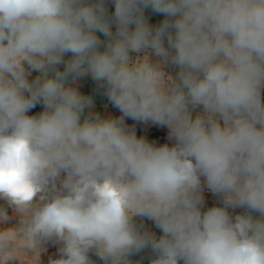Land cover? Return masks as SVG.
<instances>
[{
  "label": "clouds",
  "instance_id": "clouds-1",
  "mask_svg": "<svg viewBox=\"0 0 264 264\" xmlns=\"http://www.w3.org/2000/svg\"><path fill=\"white\" fill-rule=\"evenodd\" d=\"M111 3L0 0V199L19 215L0 253L19 239L37 264L49 241V264H141L146 249L150 264H264V0ZM87 75L120 117L81 119ZM125 117L167 126L174 145ZM205 187L220 204L202 210Z\"/></svg>",
  "mask_w": 264,
  "mask_h": 264
},
{
  "label": "rangeland",
  "instance_id": "rangeland-1",
  "mask_svg": "<svg viewBox=\"0 0 264 264\" xmlns=\"http://www.w3.org/2000/svg\"><path fill=\"white\" fill-rule=\"evenodd\" d=\"M109 13L114 11V6L109 0ZM145 15L148 18V23L152 26H156L161 23L164 19L162 14H158L153 12L150 8L145 10ZM98 35H100L98 33ZM101 39H105L101 35ZM137 55H143L132 53L131 56L135 58ZM70 54L65 56V59H68ZM155 59V58H153ZM61 70H63V65L59 66ZM165 71L173 76H175L177 72V68L175 66L169 65ZM38 75L37 72L32 71L31 75L28 77L31 81ZM78 91L85 96H90L93 100V108L86 109L84 115L81 117L83 120L84 116H87L89 111L93 113H98L103 118H118L121 116V112L117 107H115L112 102L108 99L104 86L100 83L94 81L90 75L78 78L76 84L74 85ZM43 111L42 104H37L34 108H32L28 115H37ZM202 111V107H198L193 111V117ZM125 124L129 128H133L135 130V134L137 137L145 138L149 143L155 144L156 146H162L164 144L169 145L170 147L174 145L175 140L170 138L169 129L167 126H161L157 124H153L151 122H138L134 121L130 118L125 117ZM203 179V178H202ZM204 191V200L205 203L203 205L202 210H207L210 207L217 206L220 204V198L217 195L212 194L205 187ZM0 208H3L7 213V220L0 224L2 228L14 227L19 222V215L14 211L12 207H10L7 202L3 199H0ZM242 208L232 209L229 208V212L233 215L242 214ZM143 223V225L154 232L157 237H159L162 233L159 228L155 226V224L148 219L137 218V223ZM43 250L39 254L40 264H49L50 259H58L59 245L53 241H49L42 245ZM39 249L32 251L31 249L25 247L21 240H17L16 243L6 252L0 253V264H37V257L39 253ZM25 256V257H22ZM96 264H103L102 261L98 260L94 255L91 257ZM154 254L151 252V249H146L140 252L137 255L131 257L133 261H140L141 264H150V260L154 259ZM24 262V263H23Z\"/></svg>",
  "mask_w": 264,
  "mask_h": 264
},
{
  "label": "crops",
  "instance_id": "crops-1",
  "mask_svg": "<svg viewBox=\"0 0 264 264\" xmlns=\"http://www.w3.org/2000/svg\"><path fill=\"white\" fill-rule=\"evenodd\" d=\"M22 257H25V256H22ZM24 263V262H23Z\"/></svg>",
  "mask_w": 264,
  "mask_h": 264
}]
</instances>
